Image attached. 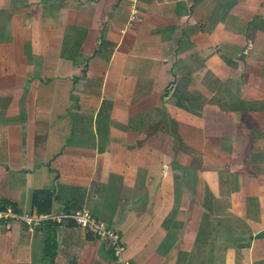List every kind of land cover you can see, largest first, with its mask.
Instances as JSON below:
<instances>
[{"label":"crops","instance_id":"1","mask_svg":"<svg viewBox=\"0 0 264 264\" xmlns=\"http://www.w3.org/2000/svg\"><path fill=\"white\" fill-rule=\"evenodd\" d=\"M263 79L264 0H0V204L264 264ZM0 264L115 262L70 221L0 223Z\"/></svg>","mask_w":264,"mask_h":264},{"label":"built area","instance_id":"2","mask_svg":"<svg viewBox=\"0 0 264 264\" xmlns=\"http://www.w3.org/2000/svg\"><path fill=\"white\" fill-rule=\"evenodd\" d=\"M74 222L86 232L99 239L110 251L115 264H131L127 258V246L121 233L114 227L104 224L95 218L88 209L38 213L32 210L18 208L10 202L0 204V223L18 222L25 227H40L46 223Z\"/></svg>","mask_w":264,"mask_h":264},{"label":"trees","instance_id":"3","mask_svg":"<svg viewBox=\"0 0 264 264\" xmlns=\"http://www.w3.org/2000/svg\"><path fill=\"white\" fill-rule=\"evenodd\" d=\"M37 198H38V197H37ZM37 198H36V199H37ZM261 235H264V232H263V233H261Z\"/></svg>","mask_w":264,"mask_h":264},{"label":"rangeland","instance_id":"4","mask_svg":"<svg viewBox=\"0 0 264 264\" xmlns=\"http://www.w3.org/2000/svg\"><path fill=\"white\" fill-rule=\"evenodd\" d=\"M263 81H264V79H263ZM125 242V241H124ZM126 246H127V244H126ZM109 251V250H108ZM110 252V251H109ZM127 252V251H126Z\"/></svg>","mask_w":264,"mask_h":264}]
</instances>
